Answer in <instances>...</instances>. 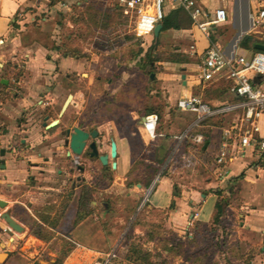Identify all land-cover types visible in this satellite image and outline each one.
Segmentation results:
<instances>
[{"label": "crops", "instance_id": "crops-1", "mask_svg": "<svg viewBox=\"0 0 264 264\" xmlns=\"http://www.w3.org/2000/svg\"><path fill=\"white\" fill-rule=\"evenodd\" d=\"M43 1L45 0H0V80L5 78V75L8 78L16 71L15 60L22 56L21 52L24 51L26 74L32 75L30 82L36 85L35 90H30V94L25 98L20 91V97L7 101L0 109V125H7L12 132L0 137V151L2 148L5 149V154L0 153V161L3 164L0 163V202L7 203L4 208L0 207V215L10 211L12 217L23 226V231H14V234L10 236L6 233L8 229L6 221L0 218V252L7 253L4 262L0 264H91L96 259L104 258L114 248L117 254L116 260L121 264H140L138 260L128 257L129 247L125 255H122L123 246H118V240L113 239L117 234L115 227L119 222H123L124 217L122 215L112 217L114 224L112 228L104 226L100 221L96 211L99 201L93 198L98 188L86 177L89 172L88 166L96 161L68 155L69 148L65 144L66 130L74 126L89 131L98 129L100 136L97 141L101 145V153L110 152V142L115 140L116 158H110L106 166V170L109 169L112 172L114 180L105 190L116 193L125 192L126 199L136 200L141 194V189L146 187L145 183L149 178L150 173L146 175V166L150 163L157 169L159 166L160 169L166 167L168 156L177 143L174 136L181 133L196 118L195 112L182 111L178 108L179 99L184 96L198 95L212 106L219 107L242 101L243 98L230 91V85L227 87V81L230 82V80L225 76L204 81L200 78L198 68L195 67V72H190L189 60L174 59L181 70L167 67L164 70L149 72L148 86L143 90L144 98L134 102L132 106L129 104L131 108L127 111L119 108L121 105H115L112 99H101L97 102L94 112L98 113L100 110L101 115L111 114L102 123L104 131L108 133V138H104L101 127L91 124L85 126L80 122L78 114L85 110L86 103L81 100L79 90L72 89L70 84L65 86L59 82L60 78L69 77L72 73L84 75V61L66 52L61 57L57 52L47 56L42 47L31 51L27 44H23L20 32L25 29V23L38 14L36 9L39 11L44 7L45 10L58 7L65 10L71 9L69 0L53 5L50 4L52 0H48L49 5ZM200 1L210 14L221 7L228 11V20L211 28V38L222 46L227 56L233 57L240 54L251 56L255 53L253 49L242 47L240 42L244 35L257 30L254 18L257 11L264 7V0ZM76 2L84 3L80 0ZM187 16L190 18L189 15ZM188 21V25L179 29L163 30L162 26L158 35L154 32L141 39L151 38L157 44L160 41L162 45L169 44V41L173 40L187 41L194 47V53L199 61H202L209 39L193 25L190 19ZM162 32H164L163 36H161ZM162 47L165 48V46ZM149 53L152 58L151 62H147L149 65L156 66L163 62L157 53ZM252 79L256 84L264 87V76L252 74ZM41 88H46L45 93H40ZM35 93L47 97L53 95L55 101L61 100L62 97L65 99L58 110L55 107L48 109L49 111L39 122V129L28 130L25 126L26 131H23L21 136L23 146L16 154L12 147L20 140L12 136L16 129L15 118L22 112L24 125L33 118L34 110L31 106ZM69 94L73 95L72 100L60 116L63 103ZM23 100L26 101L25 104ZM150 113L159 115L158 135L155 138L150 137L143 129L144 118ZM184 115L191 120L187 122L185 128L180 130L179 124L182 123ZM242 115L243 109L240 108L207 119L219 121L218 124L205 123L207 121L205 120L200 131L205 138L206 132L209 133L210 142L206 150H203L206 141L201 145L202 153H208L212 143L214 152L211 154L214 161V155L223 141V129L239 122ZM55 119H59L58 124L48 129L45 122L50 123ZM203 128L208 130L204 131ZM214 129L219 130L217 135ZM187 144L188 142L183 143L174 157L190 155L192 151L189 148L187 150ZM193 145L197 147L196 144ZM147 154L150 156L147 157ZM113 162H116V167H113ZM80 166H84L85 170L79 169ZM101 166L104 167L102 163ZM216 167L217 176L219 171H223L228 173L226 178L224 180L218 178L217 182L207 183V189L203 191L192 187L178 190L176 177L170 174L171 169H169L168 181L163 192L152 195L147 206L164 212L169 225L174 230L181 236L196 239L207 249L210 246L204 243V240L208 236V231H213L221 224L227 225L231 233L227 239H224V244H228L232 253V257L229 256V262L231 264H264V155L250 148L237 153L224 167L219 165ZM242 172L244 177L241 179L248 183L247 186L250 189L252 186L257 189L256 197L245 201L237 216L233 211L234 208L228 204L219 221L216 222L218 202L224 197V185L227 187L231 180ZM65 176L69 179L68 186L64 182ZM59 180L62 183H59ZM85 185L96 189L91 202L92 213L75 223L79 197ZM218 190H222V194H219ZM73 192L77 196L73 224L67 229L57 230L55 227L58 226L60 217L67 214L64 210L69 209L73 204L69 199ZM46 195H52L55 198L46 200ZM126 199L121 204L126 205ZM105 205L108 207L107 204ZM124 209L121 212L127 214L128 212ZM26 213L32 216L30 221L26 220L29 216ZM67 217L70 218L66 216V218L63 217L64 220ZM38 223L42 224V228L36 226ZM236 224L238 227L234 228ZM34 227L44 236H52L49 239L40 238L32 234ZM57 234L63 235L68 240L62 250L53 249L50 245V241ZM24 245L28 247L24 248Z\"/></svg>", "mask_w": 264, "mask_h": 264}, {"label": "rangeland", "instance_id": "rangeland-1", "mask_svg": "<svg viewBox=\"0 0 264 264\" xmlns=\"http://www.w3.org/2000/svg\"><path fill=\"white\" fill-rule=\"evenodd\" d=\"M76 1H68L70 10H65L62 7L48 10H45L44 7L40 11L36 9L38 14L25 23V29L20 33H22L23 44H27L31 51L42 47L47 56H52L53 53L57 52L61 57L67 50L77 52V54H81V52L85 54L76 57L84 61L83 73L85 74L72 73L69 77L60 78L59 82L65 86L70 84L72 89L79 90L81 100L86 103L85 110L78 114L80 122L85 126L91 124L101 127L104 138H108V133L104 131L102 123L111 114L101 115L100 110L98 113L94 112L93 109L97 102L101 99H112L115 101V105H121L119 108L127 111L134 102L144 98L145 92L143 90L144 87L148 86L149 72L164 70L167 67L181 70L174 59L189 60L190 72H195V67L198 68L201 61L194 53V47L187 41L173 40L172 42L169 41V44L162 45L160 41L157 44L151 38H137L131 31L127 19L117 8V0H80L84 2L83 4H78ZM43 2L49 5L48 0ZM163 34L164 32L161 33V36ZM149 52L157 53L163 62L159 65L156 64V66L149 65L147 63V53ZM21 53L22 56L15 60L17 63L15 72L20 76L18 90L22 92L25 98L26 95L30 94V90H35L36 85L30 82L32 75L26 74L25 52L22 51ZM45 89L41 88L40 93H45ZM40 93H35L32 98L31 109L34 110V116L27 122L28 130L39 129V122L43 115L49 111L48 109L55 107L58 110L65 99L62 97L61 100L55 101L53 95L39 96ZM23 103L25 104L26 101L23 100ZM183 118L182 123L179 124L180 130L185 128L187 122L191 120L185 115ZM226 121L228 124V120ZM203 130H208V128H203ZM214 131L215 135L219 133L217 129ZM188 148L192 151L190 155L188 154L187 157L176 155L167 164L165 162L166 167L160 169L159 166L158 171L154 172L155 166L153 164L149 163L146 166V175L148 173L153 174V184L151 185H154L148 200L152 195L163 192L168 181L169 169H171L170 174L176 177V185L180 191L185 187L203 191L207 189V183L219 181L216 174L217 167L211 154L214 152L212 143L208 153H202L200 151L201 145L194 147L190 141H188L187 150ZM148 156L150 155L147 154ZM88 171L87 180L98 188L93 198L99 201L96 211L103 225L112 228L114 225L112 217L119 215L124 217L123 222H119L115 227L117 234L113 238L118 240V246H123L122 255H125L126 249L131 248L134 243L142 247L140 253L133 255L138 258L140 264L230 263L229 256L232 257V253H230L228 244H224V239H227L231 233L227 225L221 224L213 231H208L204 243H208L210 247L204 248L196 239L190 236H181L174 230L169 225L164 212L149 208L147 204L140 207L149 186L141 189V194L136 200L126 199L125 192L116 193L105 190L114 179L112 172L101 166L99 160L88 166ZM63 178L65 185L68 186L69 179L67 176ZM59 183H62L61 180ZM247 184L245 180H239L235 185L234 194L229 197L230 205L234 208L233 211L236 216L241 212L239 209L245 201H250V198L256 197L257 189L253 186L250 189ZM226 188L224 185V195ZM53 198L55 196L52 195L45 197L46 200ZM76 198L77 196L73 192L69 198L73 204L69 209L64 210L67 214L63 215L65 218L66 216L70 218L67 217L64 220L61 216L55 229L62 230L72 226ZM125 199L126 205L121 204ZM122 209L128 213H122ZM59 211L62 210L59 209ZM26 214L29 215L26 220L30 221L32 216L30 213ZM237 227L238 224L234 226V228ZM67 241L63 235L57 234L50 241V245L53 249L62 250ZM26 247L28 246L24 245V248ZM145 252L150 255L145 256ZM130 253L132 252L130 251Z\"/></svg>", "mask_w": 264, "mask_h": 264}, {"label": "built area", "instance_id": "built-area-1", "mask_svg": "<svg viewBox=\"0 0 264 264\" xmlns=\"http://www.w3.org/2000/svg\"><path fill=\"white\" fill-rule=\"evenodd\" d=\"M117 8L127 19L131 31L137 38H144L154 33L158 23L168 12L181 8L190 17L194 26L198 27L209 39V45L198 65L200 78L212 81L225 76L231 81L230 91L243 98L242 101L214 107L198 95L184 96L178 101L182 111H193L196 118L179 134L174 136L176 145L168 156L167 163L179 152L183 143L190 141L202 145L205 141L200 131L205 120L221 116L237 109H243L239 122L223 129V141L214 155L216 166L224 167L237 153L254 149L264 155V87L253 82L252 74L264 76V50L251 56L237 55L229 57L222 46L211 38V28L224 23L229 14L226 8H218L210 14L200 0H117ZM255 26L264 25V7L255 15ZM159 115L150 113L145 116L144 131L152 138L158 135ZM227 172L219 171L218 178L224 180ZM154 185L149 187L146 196L140 204H147L148 197ZM116 249L108 252L102 259H96L91 264H121L116 260Z\"/></svg>", "mask_w": 264, "mask_h": 264}, {"label": "trees", "instance_id": "trees-1", "mask_svg": "<svg viewBox=\"0 0 264 264\" xmlns=\"http://www.w3.org/2000/svg\"><path fill=\"white\" fill-rule=\"evenodd\" d=\"M61 1H63V0H52V3H50V4L53 5V4H56V3L61 2ZM187 15L188 14L181 8H177V9L172 10L162 20L163 30H166V29H169V28L179 29V28H182L183 26L188 25V23H189L188 19H190V18H188ZM256 29L257 30L255 32L244 35L243 38L241 39L240 44L244 48L253 49L255 52H258V51H260V49L256 48V44H258V43L264 44V38H263L264 25H258L256 27ZM66 53L68 55H70V56H73V57H80V56H84L85 55L83 52H81V54H77V52L75 53V52H72V51H69V50H67ZM151 61H152V58H151V55L149 53L147 62H151ZM230 84H231V81L230 82L227 81V87ZM205 123L218 124L219 121H209V120H207ZM209 136H210L209 133L206 132L205 141L208 142V143L210 142ZM200 151L202 152V147L200 148ZM104 168H106V166H104ZM155 171H158V169H156V167L154 169V172ZM152 177H153V174L150 173L148 181L145 183L146 187L150 186V184L152 183V181H153ZM243 177H244V172H242L238 176L234 177L233 180H231V182L228 184V186L226 188V191H225L226 193H225L224 197H222L219 200V202H218V215L216 216V219H215L216 222L219 221V218H220L221 214L224 213L225 206L230 204L229 197L231 195H233L234 192H235V185L238 183L237 180H239V179H241ZM95 192H96V189L94 187H91L90 185H85L82 188L81 194H80V197H79L78 212H77L75 223L80 222L82 219H84L86 216H88L89 214L92 213L91 202H92L93 194ZM217 192L219 194H222V190H218ZM36 226L38 228H40V227L42 228V224H40V223L36 224ZM32 234H34V235H36V236H38L40 238H43V239H49L52 236V235L44 236L42 233H40V231L38 229L36 230L35 227L32 229ZM130 251L132 253H130L128 255V257L130 259L138 260V258L134 257L133 255H137L138 253H140L142 251V247L140 245H136V244L133 243V245L130 248ZM145 254H146L145 256H147V255L149 256L150 255L148 252H145ZM151 264H153V263H151Z\"/></svg>", "mask_w": 264, "mask_h": 264}, {"label": "water", "instance_id": "water-1", "mask_svg": "<svg viewBox=\"0 0 264 264\" xmlns=\"http://www.w3.org/2000/svg\"><path fill=\"white\" fill-rule=\"evenodd\" d=\"M162 23H158L155 27V34L158 35L161 28ZM256 48L260 50H264V44L258 43L256 44ZM72 94H69L66 100L63 103L61 108L60 116L68 108L69 103L72 100ZM145 120V118H144ZM59 119H55L50 123L45 122V126L49 129L57 125ZM66 140L65 144L69 148L68 155L74 156H82L84 154H89L88 157L90 159H98L102 165L107 166L109 163L110 158L114 159L117 155V144L115 140H111L110 142V152L101 153L100 152V143H98V138L100 136V132L98 129H93L91 131L86 130L79 126H74L73 128H68L66 130ZM208 146V142L204 143L203 150H205ZM113 167H116V162H113ZM79 169L82 171L85 170L84 166H80ZM7 205L6 202H0V207H5ZM0 218L4 219L8 225V229H6V233L10 236L14 234V231H23V226L20 225L10 214V212H4L0 215ZM0 262H4L7 253L0 252Z\"/></svg>", "mask_w": 264, "mask_h": 264}, {"label": "flooded vegetation", "instance_id": "flooded-vegetation-1", "mask_svg": "<svg viewBox=\"0 0 264 264\" xmlns=\"http://www.w3.org/2000/svg\"><path fill=\"white\" fill-rule=\"evenodd\" d=\"M15 69V68H14ZM20 82V76L16 72H14L12 75H10L8 78L5 75V78H2L0 80V109L2 108V104L6 103L7 101L17 99L21 96L20 91L18 90V85ZM24 115H22V112H20V116L15 118V131L12 134V136L19 138L18 144L14 145L12 148L17 154L21 151L22 145V133L23 131H26V128L24 125ZM10 132L7 125H0V137L3 135H7ZM0 153L5 154V149L2 148ZM89 155V154H88ZM87 154L82 155L81 157L88 161H97L98 159H90ZM1 163V161H0ZM85 163V162H83ZM2 164V163H1ZM3 165V164H2ZM10 212V211H8ZM2 215V214H1Z\"/></svg>", "mask_w": 264, "mask_h": 264}, {"label": "bare ground", "instance_id": "bare-ground-1", "mask_svg": "<svg viewBox=\"0 0 264 264\" xmlns=\"http://www.w3.org/2000/svg\"><path fill=\"white\" fill-rule=\"evenodd\" d=\"M0 257H2V256H0Z\"/></svg>", "mask_w": 264, "mask_h": 264}]
</instances>
